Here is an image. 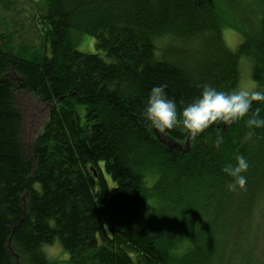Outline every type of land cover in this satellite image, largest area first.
Masks as SVG:
<instances>
[{
	"label": "trees",
	"instance_id": "obj_1",
	"mask_svg": "<svg viewBox=\"0 0 264 264\" xmlns=\"http://www.w3.org/2000/svg\"><path fill=\"white\" fill-rule=\"evenodd\" d=\"M13 5L0 0V12ZM224 11L223 0H46L31 44L1 16L0 264H55L43 251L55 240L71 264H232L242 232L250 250L264 128L246 140V116L192 137L142 115L152 86L165 84L180 110L204 83L237 89L242 63L264 90V7L234 50L222 41ZM75 33L95 53L75 50ZM15 89L51 104L30 159ZM257 109L264 117V101L249 114ZM237 154L246 184L229 191L223 168Z\"/></svg>",
	"mask_w": 264,
	"mask_h": 264
},
{
	"label": "rangeland",
	"instance_id": "obj_2",
	"mask_svg": "<svg viewBox=\"0 0 264 264\" xmlns=\"http://www.w3.org/2000/svg\"><path fill=\"white\" fill-rule=\"evenodd\" d=\"M14 2L15 5L11 7V12H0V18L3 15V18H1L3 23L8 29L18 30L16 38H24L28 44H31L34 37L39 41L41 36L37 31H39L40 26L38 25L36 13L40 6L45 7L46 0H14ZM223 5L226 23L222 29V41L229 49L234 50L241 41L240 31L248 28L253 17H256L255 15L264 7V0H223ZM21 24L25 26L20 27ZM1 32H3V27ZM71 42L74 49L79 52L95 53L94 40L91 37L75 33L71 36ZM39 46L40 43H36V47ZM99 54L103 53L99 52ZM240 69L241 77L237 89H256L249 78L248 64L242 63ZM14 79L16 82L18 81L17 77ZM12 101L21 121L20 143L22 151L24 157L30 159L32 142L45 125L51 104L43 103L33 94L20 89L13 91ZM251 223L253 231V235L250 237L252 238L251 248L246 250V238L249 235L242 232L241 235L244 236V241L235 254L234 263L232 264H264V193L258 201L257 214L254 213V219ZM43 251L49 260L55 264H71L67 253L62 250L57 240L44 246Z\"/></svg>",
	"mask_w": 264,
	"mask_h": 264
},
{
	"label": "clouds",
	"instance_id": "obj_3",
	"mask_svg": "<svg viewBox=\"0 0 264 264\" xmlns=\"http://www.w3.org/2000/svg\"><path fill=\"white\" fill-rule=\"evenodd\" d=\"M166 87L165 84L151 87L142 112L143 118L160 133L180 125L189 135L196 137L213 122L231 124L246 116V140L255 135L256 129L264 128V117H260L259 109L249 114L253 101H264V90L240 88L223 91L204 83L200 86L198 96L178 110L176 101L167 95ZM222 139L218 136L213 141L214 145L218 147ZM248 166L247 159L241 154L235 156L234 164L228 163L224 166L223 172L229 177L227 190L245 186L246 176L243 173Z\"/></svg>",
	"mask_w": 264,
	"mask_h": 264
},
{
	"label": "water",
	"instance_id": "obj_4",
	"mask_svg": "<svg viewBox=\"0 0 264 264\" xmlns=\"http://www.w3.org/2000/svg\"><path fill=\"white\" fill-rule=\"evenodd\" d=\"M188 140H189V138H187V141L185 143V148H188Z\"/></svg>",
	"mask_w": 264,
	"mask_h": 264
}]
</instances>
